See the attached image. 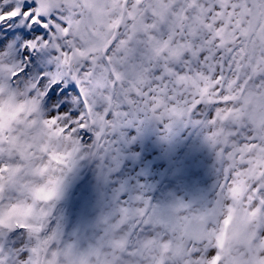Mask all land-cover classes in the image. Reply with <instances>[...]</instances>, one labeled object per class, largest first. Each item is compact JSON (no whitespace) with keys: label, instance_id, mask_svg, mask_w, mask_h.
I'll return each instance as SVG.
<instances>
[{"label":"snow or ice","instance_id":"snow-or-ice-1","mask_svg":"<svg viewBox=\"0 0 264 264\" xmlns=\"http://www.w3.org/2000/svg\"><path fill=\"white\" fill-rule=\"evenodd\" d=\"M0 264H264V0H0Z\"/></svg>","mask_w":264,"mask_h":264}]
</instances>
